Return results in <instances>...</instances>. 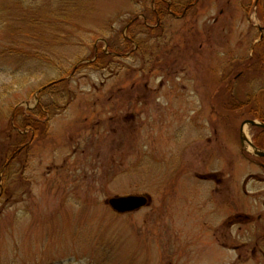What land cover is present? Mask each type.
<instances>
[{
  "label": "rangeland",
  "instance_id": "1",
  "mask_svg": "<svg viewBox=\"0 0 264 264\" xmlns=\"http://www.w3.org/2000/svg\"><path fill=\"white\" fill-rule=\"evenodd\" d=\"M254 2L0 0V264H264Z\"/></svg>",
  "mask_w": 264,
  "mask_h": 264
},
{
  "label": "water",
  "instance_id": "2",
  "mask_svg": "<svg viewBox=\"0 0 264 264\" xmlns=\"http://www.w3.org/2000/svg\"><path fill=\"white\" fill-rule=\"evenodd\" d=\"M249 125L251 127H259L264 129V124L257 121H246L243 124L241 131V140L243 146L246 144L253 150L255 156L259 158H264V151H260L249 139L245 136L244 128ZM202 177V176H201ZM202 179H208V177H202ZM151 204V198L149 196H139L130 195V196H118L113 197L107 200V205L112 209V211L119 213L120 215L136 213Z\"/></svg>",
  "mask_w": 264,
  "mask_h": 264
},
{
  "label": "trees",
  "instance_id": "3",
  "mask_svg": "<svg viewBox=\"0 0 264 264\" xmlns=\"http://www.w3.org/2000/svg\"><path fill=\"white\" fill-rule=\"evenodd\" d=\"M129 44V43H127ZM257 48L259 50H261L263 53H264V38L263 40L259 43V45L257 46ZM94 58H96V61L94 63H91V65L93 67H99L102 62L106 61V59H110L112 58L111 55H107L105 53V51L103 52H100V54L98 55H95ZM262 60V59H261ZM254 98V97H250V96H247V99L250 100ZM260 100L258 101V103L255 105L254 108H251L250 110V116L252 119L254 120H259L261 121L262 123H264V94H261L259 97H258ZM255 99V98H254ZM27 122L25 123V126H23L21 129L23 130L25 127L27 128H32L31 130H34L36 133H39L40 132V127L41 124L40 123H37V122H33L29 119H26ZM255 134H254V144L259 148V149H262L264 151V130L263 129H260V128H255ZM19 134V133H18ZM20 135V134H19ZM22 138L25 139V136H22ZM21 144L19 145H23L25 142L23 141V139L21 140L20 142Z\"/></svg>",
  "mask_w": 264,
  "mask_h": 264
},
{
  "label": "flooded vegetation",
  "instance_id": "4",
  "mask_svg": "<svg viewBox=\"0 0 264 264\" xmlns=\"http://www.w3.org/2000/svg\"><path fill=\"white\" fill-rule=\"evenodd\" d=\"M162 2H163L164 4H167V6H166V11L168 12L169 15H171L172 17H175L176 19H179V18L184 19V18H186V16H188L190 10H191L192 8L195 7L194 5H195L196 3H198L199 0H192L190 3L188 2L186 5H183V2H180V4H181L182 6H184V9H183V11H182V14H178V13H177V10L175 9V7H172V6H173L172 4L167 3V2L164 1V0H160V3H162ZM163 3H162V4H163ZM254 3H256L255 5H256V7H257V10H258V8H263V7H264V0H256V2H254ZM164 4H163V5H164ZM174 9H175V12H174ZM156 13L158 14V16H159V18H160V16H161L160 14H161V13H164V10L162 9V10H161V13H160L159 11H157ZM222 14H224V12H221L220 15H222ZM160 19H161V18H160ZM263 38H264V34H262V35L260 36V42L263 40ZM260 42H259V43H260ZM216 178H217V176H215V175H213V176H209V179L206 180V181H210V180H218V179H216ZM252 180H253V179H252ZM254 180H255V179H254ZM217 182H220V181H217ZM235 219H236L237 221H239V222H241V221H244V222L252 221V218H251V217L245 216V215H243V214L237 215Z\"/></svg>",
  "mask_w": 264,
  "mask_h": 264
}]
</instances>
